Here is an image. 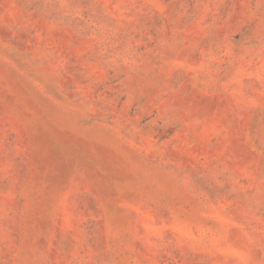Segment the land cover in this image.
<instances>
[{"label": "rangeland", "instance_id": "obj_1", "mask_svg": "<svg viewBox=\"0 0 264 264\" xmlns=\"http://www.w3.org/2000/svg\"><path fill=\"white\" fill-rule=\"evenodd\" d=\"M0 264H264V0H0Z\"/></svg>", "mask_w": 264, "mask_h": 264}]
</instances>
